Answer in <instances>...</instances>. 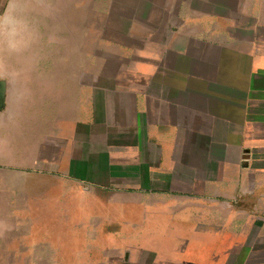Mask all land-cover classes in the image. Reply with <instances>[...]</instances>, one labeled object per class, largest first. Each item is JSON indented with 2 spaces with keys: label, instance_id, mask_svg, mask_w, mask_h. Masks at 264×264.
Wrapping results in <instances>:
<instances>
[{
  "label": "crops",
  "instance_id": "1",
  "mask_svg": "<svg viewBox=\"0 0 264 264\" xmlns=\"http://www.w3.org/2000/svg\"><path fill=\"white\" fill-rule=\"evenodd\" d=\"M127 2L36 169L107 195L89 264H264V0Z\"/></svg>",
  "mask_w": 264,
  "mask_h": 264
},
{
  "label": "rangeland",
  "instance_id": "2",
  "mask_svg": "<svg viewBox=\"0 0 264 264\" xmlns=\"http://www.w3.org/2000/svg\"><path fill=\"white\" fill-rule=\"evenodd\" d=\"M127 3L0 0V80L7 83L0 109V264H61L68 254L76 260L77 249L89 264L109 247L93 233L114 211L107 195L36 168L70 149L72 137L63 134L78 104L75 73L96 53L97 37L104 43L122 35L114 25L125 19Z\"/></svg>",
  "mask_w": 264,
  "mask_h": 264
},
{
  "label": "water",
  "instance_id": "3",
  "mask_svg": "<svg viewBox=\"0 0 264 264\" xmlns=\"http://www.w3.org/2000/svg\"><path fill=\"white\" fill-rule=\"evenodd\" d=\"M7 83L4 80H0V109H3L5 106V99L7 93Z\"/></svg>",
  "mask_w": 264,
  "mask_h": 264
}]
</instances>
